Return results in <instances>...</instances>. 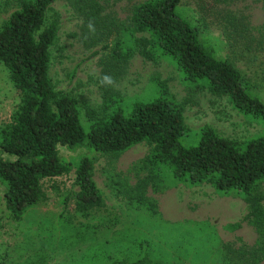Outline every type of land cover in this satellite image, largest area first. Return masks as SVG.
I'll return each instance as SVG.
<instances>
[{
  "label": "trees",
  "instance_id": "obj_1",
  "mask_svg": "<svg viewBox=\"0 0 264 264\" xmlns=\"http://www.w3.org/2000/svg\"><path fill=\"white\" fill-rule=\"evenodd\" d=\"M54 1L20 0L19 7L0 24V63L19 95L9 121L0 125V182L4 185L5 210L0 226L6 223L12 229L20 226L43 197L41 180L72 169L73 184L77 187L72 210L94 220L82 224L83 230L91 235L98 228L109 232L118 220L114 214H108L110 211L91 179L90 155L92 152L118 153L143 142L148 151L140 159L139 170L143 174L138 189L146 183L160 185L171 180L187 186L207 183L219 194L241 197L247 203V215L258 235L257 246L253 245L250 250L251 263H254L264 255V214L256 193L259 184L264 183V101L250 90L227 59L215 55L211 43L203 40L198 25L181 13L180 0H143L132 5L129 26L122 30L110 50L114 60H125L133 52L146 60L163 59L183 82L224 96L238 112L257 120L258 131L235 140L205 125L188 129L183 124L180 106L168 97L162 86L146 100L129 101L105 89L98 110L86 108L82 121L75 99L54 89L48 78L55 23L47 22L45 14ZM92 10L87 19L97 12L96 5ZM222 16L228 18L225 27L229 28L233 17L226 13ZM224 35L228 39L230 32L224 31ZM251 38L243 41L246 48ZM65 197L59 196L61 204L65 203ZM143 209L148 212H144L148 218L156 214L146 204ZM136 217L139 221V216ZM176 225L178 228L171 235L158 233V246L167 237L172 239L169 243L177 246L174 252L177 250L191 264L201 260L204 264H230L224 261L230 257L231 248L218 239L212 226L205 222ZM226 227L232 229L234 225ZM127 230L128 227L120 228L115 234L124 237ZM96 241L103 243L105 238L98 235ZM142 241L118 240L112 248L108 247V253H102L101 261L82 257L79 263L171 264L169 258L150 253ZM88 249L89 246L86 252ZM116 251H123L124 256L112 258ZM8 253L6 248L0 250V264L8 259ZM238 254L246 260L244 252L238 251Z\"/></svg>",
  "mask_w": 264,
  "mask_h": 264
},
{
  "label": "rangeland",
  "instance_id": "obj_2",
  "mask_svg": "<svg viewBox=\"0 0 264 264\" xmlns=\"http://www.w3.org/2000/svg\"><path fill=\"white\" fill-rule=\"evenodd\" d=\"M141 1L55 0L51 3L45 18L55 23V39L49 49L47 66L53 88L75 99L84 121L85 109L98 110L105 89L129 101L146 100L162 86L168 97L180 106L183 124L188 129L205 125L235 140L255 134L259 129L257 120L238 112L224 96L183 82L165 60H146L137 52L125 60H114L110 50L121 37L122 30L129 26L132 5ZM19 3L20 0H0V24ZM94 5L97 12L87 19ZM180 9L198 25L203 40L211 43L215 55L227 59L246 80L250 90L264 101V0H180ZM224 13L233 17L234 24L231 22L229 28L225 27L228 18L222 16ZM241 24L245 29H241ZM227 30L230 32L228 39L224 37ZM248 37H252V41L246 48L243 41ZM18 101V92L0 63V125L9 121ZM147 151L148 146L140 142L118 153L92 152L90 155L91 179L110 211L108 214H114L118 220L107 233L98 228L94 231L96 235L88 234L82 224L94 220L72 210L73 193L77 190L72 169L41 180L43 197L20 226L16 229L8 223L0 226V250L9 251L8 259L1 264H80L82 257L101 261L102 253H108V247L112 248L118 240L135 243L140 239L150 253L169 258L171 264H191L188 258L176 253L177 250L174 252L177 246L169 243L171 238L164 237L159 246L156 244L159 232L163 236L171 235L178 228L176 224L187 222H205L213 227L218 239L231 248L225 263L264 264V255L251 263L250 250L253 245L257 246L258 235L247 215V203L241 197L219 194L207 183L187 186L171 180L160 185L146 183L139 190L143 174L139 170L140 159ZM3 191L4 185L0 182V221L5 217ZM256 193L264 214V183L259 184ZM59 196H66L64 204L60 203ZM145 204L155 209L156 214L148 218L147 208L143 209ZM59 214H62V221ZM227 224L234 227L228 229ZM127 227L124 237L115 234L116 230ZM98 235L105 238V242L98 243ZM92 238L94 241L89 243ZM238 251L245 253V261ZM113 254L114 259L124 256L123 251Z\"/></svg>",
  "mask_w": 264,
  "mask_h": 264
},
{
  "label": "clouds",
  "instance_id": "obj_3",
  "mask_svg": "<svg viewBox=\"0 0 264 264\" xmlns=\"http://www.w3.org/2000/svg\"><path fill=\"white\" fill-rule=\"evenodd\" d=\"M105 79H107V77Z\"/></svg>",
  "mask_w": 264,
  "mask_h": 264
}]
</instances>
